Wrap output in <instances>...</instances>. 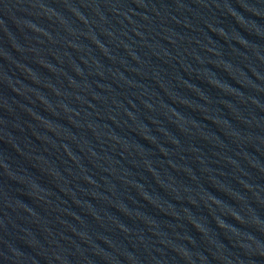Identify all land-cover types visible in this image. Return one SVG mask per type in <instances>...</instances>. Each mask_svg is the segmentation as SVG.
<instances>
[{
	"label": "water",
	"instance_id": "water-1",
	"mask_svg": "<svg viewBox=\"0 0 264 264\" xmlns=\"http://www.w3.org/2000/svg\"><path fill=\"white\" fill-rule=\"evenodd\" d=\"M0 264H264V0H0Z\"/></svg>",
	"mask_w": 264,
	"mask_h": 264
}]
</instances>
